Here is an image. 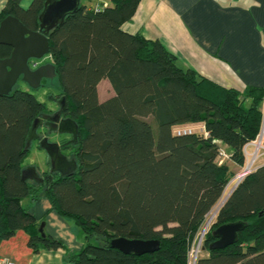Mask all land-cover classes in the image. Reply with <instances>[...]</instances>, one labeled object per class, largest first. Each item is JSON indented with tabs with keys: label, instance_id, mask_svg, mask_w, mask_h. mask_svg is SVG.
I'll return each mask as SVG.
<instances>
[{
	"label": "trees",
	"instance_id": "1",
	"mask_svg": "<svg viewBox=\"0 0 264 264\" xmlns=\"http://www.w3.org/2000/svg\"><path fill=\"white\" fill-rule=\"evenodd\" d=\"M21 1L8 0L0 21L11 14L37 30L45 0L28 8ZM139 3L112 0L99 10L81 4L50 31L46 57L57 75L42 87L50 88L49 100L54 88L65 95L67 114L79 124L75 174L55 173L44 183L22 178L24 161L38 143L28 146L30 128L50 107L17 86L0 94V243L24 229L35 252L63 248L71 264H188L194 237L236 175L227 162L219 163L220 149L245 165L244 147L264 125V86L225 87L182 67L160 40L123 30ZM11 52L0 43V59ZM103 79L115 91L105 101L98 92ZM190 123H203L209 135L177 134V126ZM43 196L80 226L79 250L41 234L42 221L23 201ZM238 220L247 223L238 241L210 249L214 229ZM115 237L159 239L161 247L125 253L110 245ZM203 246L196 264H264V164L247 173L220 207Z\"/></svg>",
	"mask_w": 264,
	"mask_h": 264
},
{
	"label": "crops",
	"instance_id": "2",
	"mask_svg": "<svg viewBox=\"0 0 264 264\" xmlns=\"http://www.w3.org/2000/svg\"><path fill=\"white\" fill-rule=\"evenodd\" d=\"M32 1L22 0L21 6L28 8ZM7 2L0 0V13ZM94 3L81 0L85 5ZM110 5L112 1L106 7ZM122 29L160 40L182 67L194 69L225 87L243 91L251 85L264 86V0H140L132 20L124 22ZM47 158L45 153L43 162ZM230 161L238 167L236 175L246 165ZM258 161L257 166L264 164V152ZM23 204L32 206L36 219L45 222L44 231L63 240L68 249L83 246L80 226L53 209L48 197L33 203L27 198ZM28 239L27 231L17 230L0 243V256L15 264H71L65 249L42 248L35 252Z\"/></svg>",
	"mask_w": 264,
	"mask_h": 264
},
{
	"label": "water",
	"instance_id": "3",
	"mask_svg": "<svg viewBox=\"0 0 264 264\" xmlns=\"http://www.w3.org/2000/svg\"><path fill=\"white\" fill-rule=\"evenodd\" d=\"M80 5L81 0H45L39 13V28L37 30L29 28L17 16L11 14L0 21V43L12 47L11 55L0 59V94L8 95L11 93L20 78L32 89L37 90L42 86L44 78L53 79L56 77L57 72L54 63L46 62L32 68L30 60H39L48 55L50 52V31L63 24L69 15L75 14ZM60 101V109L53 114L44 113L33 121L27 139L28 146H31L35 140L39 141L37 144L45 150L50 158L51 170L46 176H41L36 166L28 165L22 169L24 180L44 183L45 181H53L55 173L61 176H70L78 170L76 159L69 158L63 153L59 142L50 141L48 136L40 135L38 132V128L43 125L44 120H47V125H55L51 128L52 130L69 133L73 135L74 140H77L79 124L71 117L61 119V113L68 102L65 95ZM230 194L231 192L228 196ZM246 224L243 220L221 224L214 229L213 235L216 239L209 245V248L219 249L236 243L239 238L238 232L243 230ZM44 225L45 222H42L39 228L42 235H45ZM110 245L125 253L142 255L159 250L161 241L159 239L115 237L111 239Z\"/></svg>",
	"mask_w": 264,
	"mask_h": 264
},
{
	"label": "built area",
	"instance_id": "4",
	"mask_svg": "<svg viewBox=\"0 0 264 264\" xmlns=\"http://www.w3.org/2000/svg\"><path fill=\"white\" fill-rule=\"evenodd\" d=\"M94 1H95L94 5L89 6V8H94L96 10H99V9L106 7V5L108 4V1H112V0H94ZM39 63L40 62L37 59L32 60L33 67L38 66ZM175 130H176L177 134H186V133H193L196 131H200L206 135H209L208 132L206 131L205 125L203 123H190L187 125H180V126H177L175 128ZM263 136H264V125L262 126V130H261L260 134L257 136V138L255 140L248 142L245 145L244 151L246 153L247 162H246L244 169L242 170L243 172L241 174L239 173L236 176L235 180H233V181H236L234 186L239 181H241L247 173L253 171L256 168L257 160L261 156V154H259L258 151H260L261 148L264 147L262 145V140H263L262 137ZM251 147H253V150L250 149ZM226 159H230V154H228V152L225 149L221 148L220 152H219V156H218V161H219V163H222ZM231 182L229 183V185H227V187L231 186V184H232ZM227 187H226V189H227ZM219 204L216 207H214L206 215L205 220L203 221L196 237L192 241V244H191L190 249H189L188 264H196L197 263V259L203 251V240H204L205 234L212 227V225L215 221V218L217 216L218 210L221 207V205L219 206ZM0 264H15V263L7 257L0 256Z\"/></svg>",
	"mask_w": 264,
	"mask_h": 264
},
{
	"label": "rangeland",
	"instance_id": "5",
	"mask_svg": "<svg viewBox=\"0 0 264 264\" xmlns=\"http://www.w3.org/2000/svg\"><path fill=\"white\" fill-rule=\"evenodd\" d=\"M86 0H83V2H85ZM48 57H44V58H42V59H39V61L41 62V63H44V62H48ZM17 87H19V88H21V89H24V90H29V91H32V92H34L37 96H38V98L40 99V100H43V101H46L47 103H48V105H49V107H51V108H55L56 107V105H55V103L52 101V100H49L48 98H47V94H49L50 92H49V90H50V88H48V87H42V88H40L39 90H32V88L26 83V82H24V81H19L18 83H17ZM53 91H54V93H52L53 94V96H56L57 94L55 93V91H56V89L54 88V89H52ZM99 92H100V96H99V98H100V100L101 101H105V100H107V99H109V98H111L112 96H114L115 95V91H114V89H113V87H112V85L110 84V82L108 81V80H105V81H101V83H100V85H99ZM147 119L150 121V122H152L153 123V125H154V128H155V131H157V124L154 122V120H153V117L152 116H150V117H147ZM257 138V137H256ZM263 138V140H262V145L264 146V136L262 137ZM255 140V139H254ZM223 149H225L226 147H222ZM251 148H253V147H251ZM251 150H253V149H251ZM264 152V147H262L261 148V150L260 151H258V153L259 154H261L262 155V153ZM229 154V153H228ZM44 155H45V151L42 149V148H40L39 146H38V144L37 143H34L33 144V146H32V148H31V151H30V153H29V155H28V157H26V159H25V161H24V165H26V166H28V165H33V166H37L38 168H40L41 170H48V164H47V162H43V158H44ZM259 157V156H258ZM261 157V156H260ZM259 157V158H260ZM259 158H258V160H259ZM257 160V164H258V161ZM224 162H227L229 165H230V167H231V169L232 170H234V171H236L237 169H238V167L237 166H235V164H233L231 161H230V159H226ZM223 163V162H222ZM257 164H256V166H257ZM243 171H241V172H239L240 174L242 173ZM238 173V174H239ZM237 174V175H238ZM237 175H235V177L237 176ZM233 180H235V179H233ZM232 180V184H231V186H228L227 187V189L225 190V192H224V195L222 196V198H221V200L218 202V204H219V206L221 205H223V203L227 200L226 198H227V196H228V194L231 192L232 193V191H230L231 189H233V187H234V184H235V182L236 181H233ZM229 182V183H230ZM240 182V181H239ZM238 182V183H239ZM229 185V184H228ZM230 196V195H229ZM228 196V197H229ZM226 199V200H225ZM217 204V205H218ZM216 205V206H217ZM215 206V207H216ZM220 209V208H219ZM219 211V210H218ZM218 214V213H217ZM216 218H217V216H216ZM216 218H215V220H216ZM215 222V221H214ZM211 229V228H210ZM210 229H209V231H210ZM208 231V232H209ZM207 232V233H208ZM206 233V234H207ZM206 234H205V236H206ZM196 237V236H195ZM194 237V238H195ZM204 239H205V237H204ZM204 241V240H203ZM202 253H204V249H203V252Z\"/></svg>",
	"mask_w": 264,
	"mask_h": 264
},
{
	"label": "flooded vegetation",
	"instance_id": "6",
	"mask_svg": "<svg viewBox=\"0 0 264 264\" xmlns=\"http://www.w3.org/2000/svg\"><path fill=\"white\" fill-rule=\"evenodd\" d=\"M32 60L33 59L30 60V66L32 68H35L32 65ZM44 63H46V62H44ZM40 64H42V63L40 62L38 65H40ZM44 79H47V78H44ZM20 80H21V78L18 80V82ZM43 80H42V85L44 84V81ZM40 88H38L37 90H39ZM62 96L63 95H59V94H57L56 96H53V100L52 101L55 103L56 107L55 108H51L50 107V112H46V113L53 114L55 111H57L58 109H60V107H61V101L60 100H61ZM67 113H68V103H67V106L65 107V109L61 113V119L62 118H68V117H70ZM46 122H47V120H44L43 125H41L38 128V132L40 133V135L48 136L50 141L59 142L60 145H61V149H62L63 153H65L69 158H75V157L72 156V152H73V146H74L75 143H77L78 138H77V140H74L73 135H71L69 133H60L58 130H52L51 128L55 127V125L54 124L47 125ZM36 141L39 142L38 140H36ZM47 157H48L47 158L48 170H45V171H40L39 170V173H40L41 176H46L50 172V170H51L50 158H49L48 155H47ZM56 174H58V173H56Z\"/></svg>",
	"mask_w": 264,
	"mask_h": 264
},
{
	"label": "clouds",
	"instance_id": "7",
	"mask_svg": "<svg viewBox=\"0 0 264 264\" xmlns=\"http://www.w3.org/2000/svg\"><path fill=\"white\" fill-rule=\"evenodd\" d=\"M37 60H38V59H37ZM256 167H257V166H256ZM235 178H236V177H234L233 179H235ZM233 179H232V180H233ZM232 180H231V181H232Z\"/></svg>",
	"mask_w": 264,
	"mask_h": 264
}]
</instances>
